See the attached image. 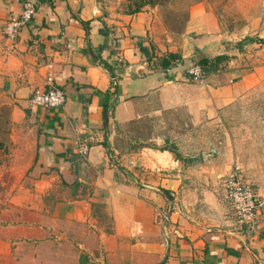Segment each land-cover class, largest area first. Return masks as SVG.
I'll use <instances>...</instances> for the list:
<instances>
[{
  "label": "crops",
  "instance_id": "crops-1",
  "mask_svg": "<svg viewBox=\"0 0 264 264\" xmlns=\"http://www.w3.org/2000/svg\"><path fill=\"white\" fill-rule=\"evenodd\" d=\"M24 1L0 0V98L31 128L18 137L10 185L33 188L14 198L11 219L0 220V241L11 244L0 260L264 264V184L246 179L262 205L256 226L238 231L221 183L239 166L232 153L177 158L141 144L168 141L157 131L180 113L194 124L224 119L214 116L264 81L262 43L230 53L217 42L223 30L205 2L188 5L174 31L157 4L136 10L142 0H29L35 14L10 40L2 29ZM251 24L257 28L259 20ZM171 53L179 63L164 65ZM217 55L230 57L206 71L204 85L189 79V65ZM49 73L65 103L33 106L31 93L46 87ZM80 143L88 146L85 155ZM162 210L169 213L166 229Z\"/></svg>",
  "mask_w": 264,
  "mask_h": 264
},
{
  "label": "rangeland",
  "instance_id": "rangeland-1",
  "mask_svg": "<svg viewBox=\"0 0 264 264\" xmlns=\"http://www.w3.org/2000/svg\"><path fill=\"white\" fill-rule=\"evenodd\" d=\"M198 1L205 2L219 21L223 33L217 42L220 46L227 44L225 47L230 53L239 49L236 43L247 35L255 38L261 35L263 41H256L264 47V0H153L165 26L174 31L183 26L188 5ZM253 20H259L257 28L252 27ZM231 57L237 56L232 54ZM245 64L247 70L252 69L253 65L247 58ZM173 117H177L175 123L157 131L158 137L167 135L168 141L159 144L146 141L141 144L160 149L174 145L180 157L226 149L234 156V163L240 166L245 180L264 184V81L222 108L214 117L225 118L211 125L194 124L186 118L191 116L181 113ZM14 118L12 106L0 98V220L11 219L14 198L22 196L25 189L33 188L10 185L13 171L9 166L13 163L18 137L21 133L26 135L31 129L27 118ZM9 246L11 244L0 241V252ZM0 264H6V261L0 260Z\"/></svg>",
  "mask_w": 264,
  "mask_h": 264
},
{
  "label": "built area",
  "instance_id": "built-area-1",
  "mask_svg": "<svg viewBox=\"0 0 264 264\" xmlns=\"http://www.w3.org/2000/svg\"><path fill=\"white\" fill-rule=\"evenodd\" d=\"M35 11V5L31 1H24L20 14L5 23L2 29L4 36L14 40L21 28L34 16ZM171 63H179V58L173 59ZM186 73L191 81L200 85L206 83L207 73L203 64L194 62L187 67ZM112 79L114 80L113 77ZM29 100L33 106L58 108L64 105L66 97L64 90L55 83L53 75L49 73L46 78V87L35 89ZM79 151L85 155L88 146L85 143H80ZM221 183L224 199L230 207L237 230L253 229L257 224L259 208L262 205L255 186L243 178L242 170L236 165L223 176ZM158 219L166 229L169 223L168 211H159ZM172 229L177 231L174 227Z\"/></svg>",
  "mask_w": 264,
  "mask_h": 264
},
{
  "label": "trees",
  "instance_id": "trees-1",
  "mask_svg": "<svg viewBox=\"0 0 264 264\" xmlns=\"http://www.w3.org/2000/svg\"><path fill=\"white\" fill-rule=\"evenodd\" d=\"M144 4H154V2H153V0H142L141 3L139 5H137V7H136L137 9L136 10H138L139 7L143 6ZM181 28H182V26L180 27V29ZM256 40L263 41V39H261V38H255V37L247 35L244 38H242L240 41H238L235 46L240 49V48L243 47L244 44L250 43V42H253V41H256ZM176 57L178 58L179 56H177L175 54H172V53L169 54L168 58L165 59L164 65H168L169 62H171V60L175 59ZM228 57H229L228 55H217V56L213 57V62L212 63H210L209 59L206 58V57L200 59L198 62L205 66V70L206 71H211V70L216 69L218 67L219 63L221 61L225 60V59H228ZM106 113L107 112L105 110V115H106ZM161 149H168L169 151L173 152L177 158H180V154L178 153L177 148L174 145H172L171 147H162ZM77 187H79L78 183H76V188ZM30 244H32V246L35 247V245L33 243H30Z\"/></svg>",
  "mask_w": 264,
  "mask_h": 264
},
{
  "label": "water",
  "instance_id": "water-1",
  "mask_svg": "<svg viewBox=\"0 0 264 264\" xmlns=\"http://www.w3.org/2000/svg\"><path fill=\"white\" fill-rule=\"evenodd\" d=\"M212 45V43H207L204 45L205 48L210 47ZM162 192L169 198V199H173L170 195L168 191L162 190Z\"/></svg>",
  "mask_w": 264,
  "mask_h": 264
}]
</instances>
